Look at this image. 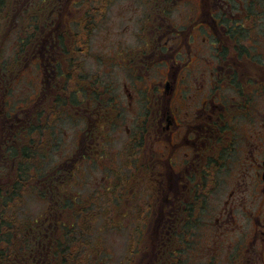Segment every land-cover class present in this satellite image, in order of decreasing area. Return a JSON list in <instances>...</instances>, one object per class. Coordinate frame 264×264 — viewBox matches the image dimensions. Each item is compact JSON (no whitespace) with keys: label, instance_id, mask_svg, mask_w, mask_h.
I'll use <instances>...</instances> for the list:
<instances>
[{"label":"flooded vegetation","instance_id":"1","mask_svg":"<svg viewBox=\"0 0 264 264\" xmlns=\"http://www.w3.org/2000/svg\"><path fill=\"white\" fill-rule=\"evenodd\" d=\"M96 1L70 0L77 20L70 43L62 29L50 30L53 23L38 29L28 17L17 59L27 79L37 70L21 116L0 110V184L11 183L10 158L23 156L26 196L33 175L27 159L33 154L39 162L60 147L54 168L38 172L46 216L33 222H147L151 236L125 251L139 256L137 264H189L193 222H212L210 229L203 224L209 264H218L226 242L235 264H264V52L254 54L255 42L264 47V0H183L182 26L165 25L153 10L142 48L120 54L130 77L124 95L90 81L84 68L91 45L83 36L109 9L110 0ZM9 75L11 69L0 70V100ZM71 114L80 130L69 131V149L61 148L54 130L60 132L63 118L73 127ZM121 132L124 156L115 170L105 147ZM236 148L241 157L234 165L228 152ZM92 162L101 164L103 180L80 171ZM224 173L232 184L212 197ZM70 251L76 264H88L90 254ZM206 257L198 254L197 264H207Z\"/></svg>","mask_w":264,"mask_h":264},{"label":"rangeland","instance_id":"2","mask_svg":"<svg viewBox=\"0 0 264 264\" xmlns=\"http://www.w3.org/2000/svg\"><path fill=\"white\" fill-rule=\"evenodd\" d=\"M55 1H57V3H55ZM69 2L70 0H5V6H3L2 11L0 12V61L2 62L3 60L5 62L2 71L9 73L11 69L12 75H9L10 82L6 83L8 89L3 96V100H0L1 112L6 113L7 110L10 112L11 117H13L14 113H18L19 116H21L22 109L26 106L25 103L28 102L26 98L28 97L29 86L34 85L33 76L37 69L34 68L33 72L29 74L27 79L26 74L24 77L21 59L19 60L17 59L18 57L15 56V50L20 51V47L18 46L20 41H17V37H20L22 40L25 39V34L23 32V25L25 23L24 13L29 11V20L32 24L38 22V29L41 28V25L44 27V24L53 23L54 27L53 29L50 28V30H53L54 32L56 30L57 32L58 29H62L63 35L66 38L65 42L70 43L71 39L69 38H74L75 35L73 24L76 16L72 13L73 11L70 8L71 5ZM57 5L58 11L55 9ZM156 9H159V13L164 16L161 20L165 25L182 26L185 24L186 19H184V17L187 12V7L185 3H183V0H110L108 14L106 15L105 20L96 21L95 25L92 24L88 32L84 34L82 40L84 43H89L91 45L89 46L90 54L85 60L84 67L86 72H88V78L90 81L94 78L97 84L104 83L103 85H108L110 91L114 95L125 94L123 84L125 82H130V77L126 73V69L121 66L120 54L136 47L142 48L145 43L144 39L149 35V32H147L145 28L147 27L149 17L157 12L155 11L152 13V11ZM50 11L54 15L48 20L47 17L50 16ZM257 34L258 33H255L256 38ZM37 37L38 36L34 38V41L37 40ZM244 37L246 36L244 35ZM262 37L263 35L258 36V38ZM260 41L264 43V39ZM52 42H57V38H54ZM73 42L75 43L76 41L74 40ZM242 42H246V39ZM254 44V54L256 56H258V51L261 52L263 50L264 52L262 44L260 45L258 42H255ZM260 56L261 59H264L261 54ZM26 80L27 82H25ZM139 84L142 87V90H140L139 93L144 95L143 86L145 85V82L143 81ZM71 116L74 119L73 127L69 122L70 118L67 120L63 118L60 132L54 130L56 135L53 136V140L56 146L57 141L61 140V148L65 147L66 149H69V147H67L69 146V142H66L69 131L74 129H77L78 131L80 130V126H78L80 122L72 114ZM124 116L126 118H131V115L128 113ZM121 124L124 123L121 122ZM124 143L125 135L121 132L115 141L113 140L105 147L110 154V161L113 159L115 162L112 166L115 170L120 169L119 164L122 162L120 156L124 154ZM59 148L60 147H54L52 152L49 155H43L39 162L36 156H30V158L27 159L28 161H34L36 159L35 163L31 165L30 171L32 172L33 169H37L44 174L47 173V170L53 169L54 164H57L60 160L56 153ZM238 149L239 148L232 150L231 155L228 152V158L234 165H236V162H238L241 157V153ZM5 150L6 148L2 149V151ZM45 152H48V149H46ZM10 161H13L14 163L12 162V166L8 167L7 171L10 174L12 167L14 166L12 173L14 176L17 173V168L14 165L16 160L10 158ZM100 165V163L96 162H92L90 165L85 163L80 171L91 181L96 180L95 176H97L99 180H103V174L98 170ZM6 174L7 172L4 177H7ZM89 174L93 175L90 176ZM106 178H108V176H106ZM111 179L112 176L110 174L109 180ZM232 179V175L230 177L228 176V173L222 174L218 179L219 184L216 186V194L212 197L219 196L221 192L228 190L232 184ZM32 186L37 193L42 194L41 187L38 183H31L29 186L30 190H32ZM22 187L25 188L26 185L22 183ZM224 193L225 192L221 194ZM212 197L208 198V202H210ZM42 198L44 197L39 198L34 195H22L21 200H18L14 206L11 205L12 203L10 202L12 201L10 200L6 201L7 205H0V211H2L1 214L4 217L9 218V216L13 214V211L16 210L15 222H11L12 217L11 220L7 221L10 226L7 227L6 232H3V235L7 234V240L9 236L12 235V241L17 237L16 241H18L19 245L22 244L25 250L29 248L25 246V241L22 239L25 238L24 235L26 232L25 230L22 231L24 228H22V224L33 222V220H42L46 212L45 204L47 203L46 200H43ZM114 219H117V212L114 215ZM61 223L65 224V226L63 227V231H60V234L58 233L55 224L51 225L47 223L46 225V228L50 231L53 230L54 233L57 231L60 236H57V233L54 234V240L52 243L54 244L60 241L61 249L64 251V254L70 253V250H84L86 254H90L91 256L88 259V264H133L134 262L137 264L139 256H129L125 251L129 248H133L134 241L141 236H151V233L146 231L147 222H138L137 225H135L134 222L112 221H75ZM203 224L204 222H193L194 226L191 227L193 232L190 237L189 264H197L196 259L198 254L207 256L205 261L207 264H209L210 261H213L211 258L213 254L210 248V243H207V245L204 246L207 241L205 237L207 235V228L203 227ZM205 224L210 229L212 222H205ZM28 230L31 233L32 229ZM203 236L204 240L202 241ZM131 238L134 239H132L128 248V240ZM227 241H229V239ZM4 243L5 241L0 242V246L3 248ZM37 243L38 245H41L43 242L38 240ZM52 243L51 240H49L44 243L43 246H50ZM222 247L221 257L217 258L218 264H235L236 254L235 252L229 251V244L226 242ZM8 250L9 254L13 251H21L13 242L10 243ZM62 251H60L58 242V249L54 256L51 255V251L49 250H47L48 253H44L45 261L57 264V261L60 260L59 256L62 255ZM104 253L106 254V258L103 257ZM245 259L246 257L244 258V262ZM11 260V264H18L14 261V255L11 256ZM38 261L39 258H37L32 264H39ZM68 261L63 264H71V260ZM75 262L76 261L74 260L73 264H76ZM42 264H45L44 260L42 261Z\"/></svg>","mask_w":264,"mask_h":264},{"label":"trees","instance_id":"3","mask_svg":"<svg viewBox=\"0 0 264 264\" xmlns=\"http://www.w3.org/2000/svg\"><path fill=\"white\" fill-rule=\"evenodd\" d=\"M99 1H101V0H97L96 2H99ZM156 1H158V0H156ZM3 6H5V0H0V12L3 9ZM28 17H29V11H26L24 13L25 23H24L23 27H25L27 25ZM75 21L77 22V20L76 19L74 20V25H76ZM19 31H21V30H19ZM17 39H18L17 41H20V43H18V46L20 47V51L15 50V56L18 58H21V57H19V54L17 52H19L21 54L23 43L25 42V40H22L20 37H17ZM4 65H5V62L3 60H2V62L0 61V70L1 71L3 70ZM32 156H34V155L32 154ZM33 163H35V160L29 161L30 167ZM15 165L17 168V173L12 177L11 183L9 181V182H6L4 184H0V205H2V204L7 205L6 201L10 200V201H12V202H10V203H12L11 205L14 206L18 200H21L22 190H23L22 183H24V180L26 178V173H25L24 169L26 167H28V165L26 163H24L23 156H21L20 158H18L16 160ZM38 172H40L41 175L43 174V172H41L37 169L32 170L33 175L30 178L31 183H34L37 181L38 175H39ZM27 195H34V196H38L39 198L42 197V196H40L41 193H37L33 186H32V190H30V192H28V194H26V196ZM1 212L2 211H0V242L5 241V243H4V248L2 246H0V264H11V261H12L11 256L12 255H14V261H16L18 264H32L37 260V258H39V261H38L39 264H42L43 260H44L45 264H56V263H50V262L45 261L44 253H46L47 250H49V251H51V255L54 256L56 254L57 249H58V242H59L60 251H62L60 241L57 240L58 241L57 243H54V244L52 243L54 240L53 236H54V234L57 233V231H56V233H54L53 230L50 231L48 229V231H46V236H44V234H43L44 230L42 227L43 222H28L27 221L28 222L27 224H22V228L24 227L22 231H24V230L26 231L25 235H24L25 238L21 237L25 241V246H27V248H29V249L25 250V248H23V245L22 244L19 245L18 241H16L17 237H15V240L12 241L11 240L13 238L12 235L9 236L10 240H9V238L7 240V234L3 235V232L4 231L6 232L7 227L10 226L9 222H7V221L11 220V217H12V221L15 222L16 210L13 211V214L11 216H9V218L2 216ZM21 222H23V221H21ZM46 225H47L46 223L43 224V226L45 228H46ZM56 225L58 227V229H57L58 233L60 234V231L61 230L63 231V227L65 226V224L58 222V223H56ZM28 229H30V230L32 229L31 233ZM58 233H57V236H59ZM131 239H133V238H131ZM38 240L42 241L43 243L41 245H38V243H37ZM49 240H51L52 244H50V246H48V245L43 246V244L48 242ZM12 242L15 244V246L20 248V250H21L20 252L19 251H13L11 254H9L8 248L10 246V243H12ZM127 246L129 248L130 244H128ZM103 257L106 258L105 253H104ZM59 259L60 260L57 261L58 262L57 264H63L68 260L69 261L71 260V264H73V261L74 260L77 261L78 258L74 254L73 255H70L69 253L64 254V251H62V255L59 256ZM79 260L81 262L83 261L80 258H79ZM85 263H86V261H85ZM79 264H82V263H79Z\"/></svg>","mask_w":264,"mask_h":264}]
</instances>
